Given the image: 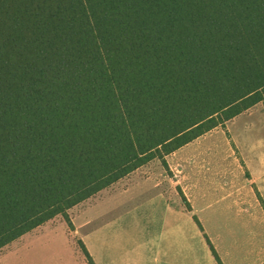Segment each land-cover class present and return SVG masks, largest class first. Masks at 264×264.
I'll list each match as a JSON object with an SVG mask.
<instances>
[{
    "label": "trees",
    "instance_id": "16d2710c",
    "mask_svg": "<svg viewBox=\"0 0 264 264\" xmlns=\"http://www.w3.org/2000/svg\"><path fill=\"white\" fill-rule=\"evenodd\" d=\"M262 101L264 0H0V249Z\"/></svg>",
    "mask_w": 264,
    "mask_h": 264
},
{
    "label": "crops",
    "instance_id": "0c3cea01",
    "mask_svg": "<svg viewBox=\"0 0 264 264\" xmlns=\"http://www.w3.org/2000/svg\"><path fill=\"white\" fill-rule=\"evenodd\" d=\"M165 163L70 215L91 264H264V153H235L207 132ZM47 222L2 247L0 264H84L57 232L35 233Z\"/></svg>",
    "mask_w": 264,
    "mask_h": 264
},
{
    "label": "rangeland",
    "instance_id": "374dc122",
    "mask_svg": "<svg viewBox=\"0 0 264 264\" xmlns=\"http://www.w3.org/2000/svg\"><path fill=\"white\" fill-rule=\"evenodd\" d=\"M211 134H221L226 137L230 143L231 150L235 153H264V101L255 104L241 114L228 120L224 124V128L217 127L209 131ZM156 165V164H155ZM154 164H146L148 168L154 169ZM158 167V166H157ZM141 174H144L143 172ZM106 192H98L92 197L77 204L73 210H68V218L71 216L80 215L83 210L92 207L96 199L105 197L111 194V190ZM45 228H40L37 232H57L64 240V245L69 246L72 250H76L81 256L84 264H91L86 255L83 246L76 240V236L70 232L71 226L66 221L57 215L51 219V222L44 224Z\"/></svg>",
    "mask_w": 264,
    "mask_h": 264
}]
</instances>
